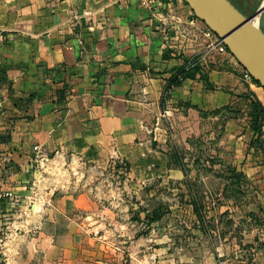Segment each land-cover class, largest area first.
<instances>
[{
  "label": "crops",
  "instance_id": "0c3cea01",
  "mask_svg": "<svg viewBox=\"0 0 264 264\" xmlns=\"http://www.w3.org/2000/svg\"><path fill=\"white\" fill-rule=\"evenodd\" d=\"M161 1L155 15L143 0H0V69L12 81L11 96H40L23 113L6 86H0V188L25 203L42 190L45 214L68 219L30 226L18 222L36 232L19 241L15 264H106L102 251L94 258L77 246L71 251L62 243L65 235L48 231L64 228L70 235L88 229L90 223L69 218L77 211L84 218L95 214L96 224L102 225L104 210L87 192L52 189L53 179L39 168L48 166L41 156L69 153L140 166L156 163V154L164 155L177 142L219 155L209 161L202 149L200 167L225 166L222 172L188 174L162 162V183H177L175 200L168 205L177 218L175 227L191 229L190 235L179 236L193 245L186 260L264 264V125L262 146H255L248 115L249 98L264 106V90L244 78L231 54L207 51L203 25L182 0ZM183 58L201 66L207 80L196 73L175 86L170 102L176 109L162 118L164 88ZM37 64L51 72L42 73ZM64 83L68 95L57 104L54 89ZM0 203L17 211L8 208L7 199ZM97 238L94 245L102 249Z\"/></svg>",
  "mask_w": 264,
  "mask_h": 264
},
{
  "label": "rangeland",
  "instance_id": "374dc122",
  "mask_svg": "<svg viewBox=\"0 0 264 264\" xmlns=\"http://www.w3.org/2000/svg\"><path fill=\"white\" fill-rule=\"evenodd\" d=\"M229 1H232L234 7L238 10L243 7V13H241L244 16L252 17L255 11L249 13L256 6H259L262 0ZM182 5L189 8L184 1ZM259 17L264 18V11L259 14ZM199 22L205 26L200 20ZM256 26L259 30H262L260 24ZM195 149L197 150L192 151L190 148H185L184 144L177 142L163 152L160 150L164 155L157 153L156 155L160 157H155L154 161L156 163L148 161V164L143 163L140 166L130 165L124 160H109L105 163H99L84 158L77 159L69 153L64 154L63 157H50L47 155L48 160L42 161L48 166L39 168L47 177L53 179L50 180L51 185L49 184L52 189L57 186L74 193L87 192L90 198L101 205L100 208L104 210L102 225L96 224L95 214H90V217L84 218L85 214L77 211L70 214L69 218L76 222L85 221L90 223L88 229H81L70 235L68 230L64 228H55L48 231L56 236L65 235L62 243L64 246H71V251H74L75 246H77L79 252L80 250L89 251L92 258L96 256V253L98 255L102 251L99 255L103 257L102 259L106 264H190V261L186 259L189 258L190 252H193V245L184 244L179 240V236L190 235L191 229L186 226L183 228L175 227L177 218L170 215L168 206L170 200H175L174 193L176 192L175 186L177 183H173L174 181H168L167 184L162 183L159 173L164 170L162 162L167 160L168 167L182 168L188 174L206 173L212 169L218 172L225 171L224 164L216 167L212 165L211 167L207 165L200 167L198 152L203 148L196 146ZM203 150L207 151L206 148ZM160 151L156 148V152ZM44 155L46 156V154ZM210 156L216 157L210 158ZM217 156L219 155H213V153L207 151L205 158L211 161L219 159ZM163 157H165V160ZM42 182L44 181H39L38 184L40 185ZM201 183L203 184L202 181ZM221 183L225 182L221 181ZM181 188L179 187V190ZM182 189L186 190V186ZM3 199H7L9 202L8 208H15L17 211L6 210L4 204L0 203V264H15L14 257L20 250L19 246L21 245L19 241L23 242L25 240L23 239L24 234L31 235L36 232L34 228H22L16 225L18 222L26 221L30 226L37 221L57 222L68 220L61 218L58 214H45L42 208L45 203L42 190L34 198H26L31 200L29 203H25V200L21 201L16 196L13 199L5 197L0 201ZM179 200L182 201V199ZM23 204L27 207L20 208L18 206ZM45 205L47 204L45 203ZM166 215H170L167 220L165 219ZM98 218H100V215H98ZM180 220H182V217H180ZM185 220L190 222V217L185 218ZM3 222H6V224H3ZM166 224H170V227ZM80 234H82V237L79 236ZM96 238L97 242L104 243L102 249L101 247L96 248L94 245V239ZM56 256L59 255L56 254ZM52 264H57V262L55 261Z\"/></svg>",
  "mask_w": 264,
  "mask_h": 264
},
{
  "label": "water",
  "instance_id": "95a60500",
  "mask_svg": "<svg viewBox=\"0 0 264 264\" xmlns=\"http://www.w3.org/2000/svg\"><path fill=\"white\" fill-rule=\"evenodd\" d=\"M196 18L225 44L238 64L264 90V34L251 20L264 11L261 1L252 17H246L229 0H183Z\"/></svg>",
  "mask_w": 264,
  "mask_h": 264
},
{
  "label": "trees",
  "instance_id": "16d2710c",
  "mask_svg": "<svg viewBox=\"0 0 264 264\" xmlns=\"http://www.w3.org/2000/svg\"><path fill=\"white\" fill-rule=\"evenodd\" d=\"M232 3V1H230ZM243 2V1H242ZM233 4V3H232ZM244 4V3H243ZM257 7V6H256ZM256 7L251 11L249 14L255 11ZM243 8V7H242ZM239 10L240 12L243 9ZM243 13V12H242ZM229 52V51H228ZM189 59L183 58V63L175 68L174 72L171 74L168 84H173L175 86L179 85L184 79L189 77H194L196 73L199 74V78L202 80H207L205 72L202 70L201 66L195 64L191 68H185V63ZM39 69H41L42 73H49L51 72L50 69L45 68L42 64H37ZM56 72L65 71V69H57ZM252 81L257 85L260 86L255 80ZM0 86H6L8 91L10 92V97L12 99L14 107L25 113L27 109L32 105L34 99H39L40 96L36 92H30L28 94H23L17 97H12V81L8 78L6 70L0 69ZM69 86L64 83L61 86H58L54 89L55 92V100L57 104H62L66 101V97L68 95ZM27 118H30L29 115L25 114ZM248 115H249V128L252 131V139L251 143L255 146H262V126L264 125V106L257 98H249L248 102ZM264 151V150H263ZM264 245V242L262 243Z\"/></svg>",
  "mask_w": 264,
  "mask_h": 264
},
{
  "label": "built area",
  "instance_id": "2783aa9c",
  "mask_svg": "<svg viewBox=\"0 0 264 264\" xmlns=\"http://www.w3.org/2000/svg\"><path fill=\"white\" fill-rule=\"evenodd\" d=\"M113 1H118V0H113ZM143 1L148 2L149 6L147 8L152 10V12L155 15H158L160 13L161 9H159V8H161V6H162L161 0L156 5L154 4V0H143ZM191 22H194V20H192ZM180 33H181L180 30L176 29V34L180 35ZM200 35H201V37H203L205 39V47H206L208 52H216V53H219L221 55L230 54V52H228V49L226 48L224 42L206 25L203 26V28L201 29ZM194 65H195V63L189 59L185 63V68L186 69L191 68ZM243 76L245 79L252 80L251 76L244 69H243ZM174 87H175V85L167 83V85L164 88L163 98L165 99V102H164V106L160 112V116L162 118H170L176 109V107L170 102V94H171L172 90L174 89ZM46 159L48 160L47 156H41V160H46ZM5 197H9L10 199H13V198H15V195L13 194L12 191L0 188V199L5 198ZM217 264H225V262L219 261Z\"/></svg>",
  "mask_w": 264,
  "mask_h": 264
},
{
  "label": "bare ground",
  "instance_id": "6f19581e",
  "mask_svg": "<svg viewBox=\"0 0 264 264\" xmlns=\"http://www.w3.org/2000/svg\"><path fill=\"white\" fill-rule=\"evenodd\" d=\"M252 26H256L257 24H260L262 30L261 32L264 34V18L262 19V17H259V15H257L252 21H251Z\"/></svg>",
  "mask_w": 264,
  "mask_h": 264
}]
</instances>
